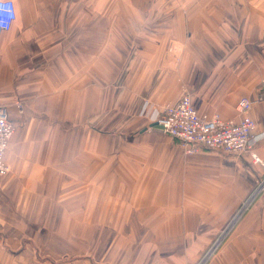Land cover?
Masks as SVG:
<instances>
[{"label":"crops","instance_id":"crops-1","mask_svg":"<svg viewBox=\"0 0 264 264\" xmlns=\"http://www.w3.org/2000/svg\"><path fill=\"white\" fill-rule=\"evenodd\" d=\"M13 1L0 264H197L226 232L209 264H264L263 168L187 155L141 114L189 95L238 122L264 97V0ZM250 116L264 133V100Z\"/></svg>","mask_w":264,"mask_h":264},{"label":"built area","instance_id":"built-area-1","mask_svg":"<svg viewBox=\"0 0 264 264\" xmlns=\"http://www.w3.org/2000/svg\"><path fill=\"white\" fill-rule=\"evenodd\" d=\"M16 19L15 2L0 0V39L4 33L11 30ZM262 88L264 91V80ZM262 100L264 97L257 100L241 99L237 105L241 116L238 122L224 120L219 114H201L194 107L189 95H184L177 103L162 110L146 104L141 114L160 131L176 139L187 155H196L202 151H220L237 157L248 154L252 164L263 168V176L252 194L255 197L264 193V161L255 150L256 145L264 140V133H257V124L251 118L250 111ZM15 132L16 126L10 120L7 108L0 104V176L9 172L4 157ZM248 205L249 203L244 205L242 211H245ZM220 244L219 238L197 264H208Z\"/></svg>","mask_w":264,"mask_h":264},{"label":"rangeland","instance_id":"rangeland-1","mask_svg":"<svg viewBox=\"0 0 264 264\" xmlns=\"http://www.w3.org/2000/svg\"><path fill=\"white\" fill-rule=\"evenodd\" d=\"M0 104H1V103H0ZM228 233H229V232H226V233H224L222 236H220V241H221V242H223L224 239L229 235ZM215 242H216V241L214 240V242L212 243V245H213ZM212 245H211V247H212ZM211 247H210V248H211ZM206 252H207V251H206ZM206 252H205V253H206ZM205 253H204V254H205ZM204 254H203V255H204ZM208 264H209V263H208Z\"/></svg>","mask_w":264,"mask_h":264},{"label":"bare ground","instance_id":"bare-ground-1","mask_svg":"<svg viewBox=\"0 0 264 264\" xmlns=\"http://www.w3.org/2000/svg\"><path fill=\"white\" fill-rule=\"evenodd\" d=\"M116 221V220H115ZM117 223H118V221H117Z\"/></svg>","mask_w":264,"mask_h":264}]
</instances>
